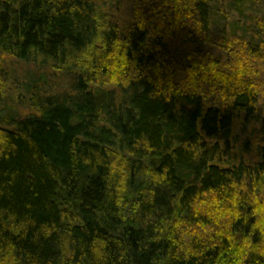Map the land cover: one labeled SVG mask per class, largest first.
Masks as SVG:
<instances>
[{"label": "trees", "instance_id": "obj_1", "mask_svg": "<svg viewBox=\"0 0 264 264\" xmlns=\"http://www.w3.org/2000/svg\"><path fill=\"white\" fill-rule=\"evenodd\" d=\"M0 264H264V0H0Z\"/></svg>", "mask_w": 264, "mask_h": 264}, {"label": "rangeland", "instance_id": "obj_2", "mask_svg": "<svg viewBox=\"0 0 264 264\" xmlns=\"http://www.w3.org/2000/svg\"><path fill=\"white\" fill-rule=\"evenodd\" d=\"M10 67H13V69H15V71L17 72H14L15 75L17 74V76L19 75L21 77V71L24 69V67H26L24 64H18L17 62H12V64H10ZM54 84H55V87L53 88V90L55 92L63 89L65 87V81L64 80H56L54 81Z\"/></svg>", "mask_w": 264, "mask_h": 264}]
</instances>
